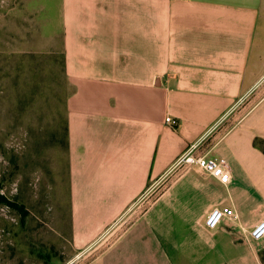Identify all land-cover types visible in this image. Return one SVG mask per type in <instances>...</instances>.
I'll return each mask as SVG.
<instances>
[{
	"label": "crops",
	"instance_id": "1",
	"mask_svg": "<svg viewBox=\"0 0 264 264\" xmlns=\"http://www.w3.org/2000/svg\"><path fill=\"white\" fill-rule=\"evenodd\" d=\"M80 264H264V0H60ZM165 116L176 119L171 126ZM229 181L173 167L189 144ZM235 218L209 230L204 217Z\"/></svg>",
	"mask_w": 264,
	"mask_h": 264
},
{
	"label": "rangeland",
	"instance_id": "2",
	"mask_svg": "<svg viewBox=\"0 0 264 264\" xmlns=\"http://www.w3.org/2000/svg\"><path fill=\"white\" fill-rule=\"evenodd\" d=\"M59 2L0 0V264L73 253Z\"/></svg>",
	"mask_w": 264,
	"mask_h": 264
},
{
	"label": "built area",
	"instance_id": "3",
	"mask_svg": "<svg viewBox=\"0 0 264 264\" xmlns=\"http://www.w3.org/2000/svg\"><path fill=\"white\" fill-rule=\"evenodd\" d=\"M164 121L175 126L176 119L165 116ZM206 135H203L197 141L189 144L183 153H181L174 161L173 167L190 168L194 167L198 170L214 177L222 184L229 181V167L227 162L215 156H208L203 151V144ZM235 218V211L229 206H214L206 214L203 220L205 228L212 230L216 228L223 219ZM248 237L251 240H259L264 237V220H259L248 230ZM64 264H80V256L74 255Z\"/></svg>",
	"mask_w": 264,
	"mask_h": 264
}]
</instances>
